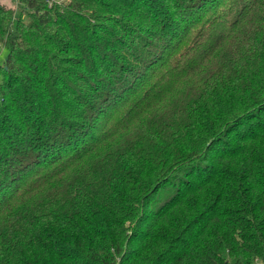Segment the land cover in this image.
<instances>
[{
    "label": "trees",
    "instance_id": "obj_1",
    "mask_svg": "<svg viewBox=\"0 0 264 264\" xmlns=\"http://www.w3.org/2000/svg\"><path fill=\"white\" fill-rule=\"evenodd\" d=\"M0 264L264 263V0H0Z\"/></svg>",
    "mask_w": 264,
    "mask_h": 264
},
{
    "label": "rangeland",
    "instance_id": "obj_2",
    "mask_svg": "<svg viewBox=\"0 0 264 264\" xmlns=\"http://www.w3.org/2000/svg\"><path fill=\"white\" fill-rule=\"evenodd\" d=\"M3 1L6 3H9V4L14 3V0H3ZM6 54H7V50L4 48L3 45H0V64H2L4 62ZM256 264H264V263L258 261Z\"/></svg>",
    "mask_w": 264,
    "mask_h": 264
}]
</instances>
